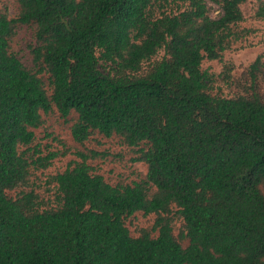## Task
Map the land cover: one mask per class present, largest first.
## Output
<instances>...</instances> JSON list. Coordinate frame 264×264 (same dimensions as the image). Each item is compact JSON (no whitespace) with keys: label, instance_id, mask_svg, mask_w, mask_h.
<instances>
[{"label":"trees","instance_id":"16d2710c","mask_svg":"<svg viewBox=\"0 0 264 264\" xmlns=\"http://www.w3.org/2000/svg\"><path fill=\"white\" fill-rule=\"evenodd\" d=\"M246 1L19 0L16 18L0 11V264H264L262 57L239 91L217 85L234 84L225 52L252 33ZM19 24L34 26L33 67L11 51ZM54 107L77 114L75 141L100 133L135 148L146 178L112 184L89 164L95 152H80L43 199L31 179L57 153L43 154L35 129ZM137 212L155 220L134 236Z\"/></svg>","mask_w":264,"mask_h":264},{"label":"rangeland","instance_id":"374dc122","mask_svg":"<svg viewBox=\"0 0 264 264\" xmlns=\"http://www.w3.org/2000/svg\"><path fill=\"white\" fill-rule=\"evenodd\" d=\"M210 14L216 18L221 14L218 5L208 2ZM245 14V21L241 23V28H249L252 33L245 39L235 43L232 48L225 52V60L233 62L234 84L231 86L218 82L224 94H232L238 89V81L248 76V68L259 56L264 61V0H247L242 4ZM0 11L8 14L10 18H16L20 12L19 0H0ZM34 36V26L19 24L15 29V35L11 40V51L15 53L22 62L33 67V57L31 47L36 44ZM223 63L218 60H205L203 69L214 73H220ZM48 82V76H45ZM258 89L264 95V78L258 82ZM77 119V114L72 113L68 118H64L54 107L49 113H43V124L35 129L36 139L34 144L39 145L44 155L50 152L57 153L52 161V165L47 169L34 171L31 182L37 192L46 201L52 197L50 192L54 184L50 183L51 175L64 171L73 161L80 160V152H95V157H91L88 162L95 173L101 174L112 183H132L145 179L148 166L145 162L135 161L137 152L135 148L129 147L122 142L118 136L106 137L100 133H94L84 143L74 140L72 126ZM15 196L17 191H9ZM155 220L154 214L146 215L137 212L130 216L126 223L134 236H138L140 229L152 228ZM175 234L180 237L183 228L181 219L175 220ZM183 246L188 245L187 239H182Z\"/></svg>","mask_w":264,"mask_h":264}]
</instances>
